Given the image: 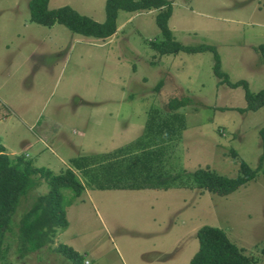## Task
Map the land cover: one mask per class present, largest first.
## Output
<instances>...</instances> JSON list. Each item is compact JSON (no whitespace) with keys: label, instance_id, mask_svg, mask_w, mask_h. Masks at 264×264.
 Here are the masks:
<instances>
[{"label":"rangeland","instance_id":"rangeland-1","mask_svg":"<svg viewBox=\"0 0 264 264\" xmlns=\"http://www.w3.org/2000/svg\"><path fill=\"white\" fill-rule=\"evenodd\" d=\"M168 1L167 27L175 41L213 46L229 82L245 80L252 93L264 89V59L256 50L264 43V0ZM27 3L0 0V145L10 157L23 155L54 174L70 168L84 189L71 202L72 194L62 190L68 225L49 247L22 258L9 247L0 264H71L54 250L59 244L79 252L84 264H149L146 259L164 249H171L165 260L175 254L165 264H185L198 249L195 233L203 225L223 229L244 254L264 264L258 133L264 105L240 111L244 88L219 83L214 51L154 50L150 42L163 38L155 22L159 9L120 10L116 31L94 38L59 23L30 21ZM62 5L99 22L105 18V0L48 1V8ZM182 96L188 103L175 111L184 128L173 145H165L163 170L208 168L233 177L243 160L256 170L253 180L223 196L189 187L88 186L71 159L126 146L143 134L149 113L168 115V99ZM33 178L37 184L21 199L15 220L47 190L39 175Z\"/></svg>","mask_w":264,"mask_h":264},{"label":"trees","instance_id":"trees-1","mask_svg":"<svg viewBox=\"0 0 264 264\" xmlns=\"http://www.w3.org/2000/svg\"><path fill=\"white\" fill-rule=\"evenodd\" d=\"M49 0H28L29 20L51 26L59 23L70 31L94 38H105L116 31L118 11L134 12L138 10L159 9L155 22L160 29L162 39L153 40L150 46L159 54H176L179 51L196 53L204 50L214 51L213 72L219 83L226 82L231 87L241 85L244 88L246 107L240 111L256 110L264 105V89L252 93L245 80L229 82L227 75L219 68V55L213 46L199 44L186 46L175 41L167 27L171 14L168 0H105V18L96 21L77 12L69 5L48 8ZM164 6L160 10V7ZM264 59V43L256 46ZM188 97H171L167 101L170 113L164 116L158 110L149 113L143 134L112 152L91 156H79L70 160L72 165L86 178L88 186L96 189H168L170 187L197 188L218 195H228L247 184L256 176V170L240 160L238 173L233 176L218 174L208 168H197L171 174L163 170L165 145L173 141L184 128V117L177 113L186 106ZM262 160L264 156V125L258 130ZM120 158H118L119 156ZM118 156V157H117ZM39 175L46 184L44 193L33 197L32 202L15 220V214L21 199L30 188L37 184L34 176ZM63 189L69 190L72 198L81 194L84 184L70 169H62L54 174L44 167H35L31 160L23 155L10 157L0 145V261L13 247L18 258L30 252L49 247L58 232L68 225L65 214ZM198 249L188 264H256L255 260L243 253L219 227L203 225L196 230ZM71 264H84L82 255L66 244L54 249Z\"/></svg>","mask_w":264,"mask_h":264},{"label":"crops","instance_id":"crops-1","mask_svg":"<svg viewBox=\"0 0 264 264\" xmlns=\"http://www.w3.org/2000/svg\"><path fill=\"white\" fill-rule=\"evenodd\" d=\"M145 189H152V188H145ZM156 190H164V189H156ZM167 190V189H166ZM180 238L181 237H179V238H177L176 239V241L173 243V245H172V249H174L175 247H176V244L179 242V240H180ZM169 250H171V249H164V250H162V252H160V254H158L157 256H155V257H152V258H150V259H146V260H149L148 262H150L149 264H154V263H156V264H165L167 261H169V260H173V257L175 256V254H174V256L173 257H171V258H169L168 260H165V259H163L162 257H163V255H164V253H166L167 251H169ZM189 258H187V261H186V263L185 264H188V262H189Z\"/></svg>","mask_w":264,"mask_h":264}]
</instances>
